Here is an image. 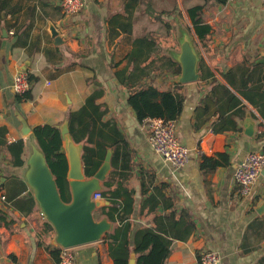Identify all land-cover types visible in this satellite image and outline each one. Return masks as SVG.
<instances>
[{
	"label": "crops",
	"instance_id": "crops-1",
	"mask_svg": "<svg viewBox=\"0 0 264 264\" xmlns=\"http://www.w3.org/2000/svg\"><path fill=\"white\" fill-rule=\"evenodd\" d=\"M195 1L83 0L81 12L68 16L59 0H0V197L5 196L0 264H58L56 232L44 226L47 220L25 178L27 141L37 126L60 128L99 89L104 121L118 125L132 152L130 169L119 170L113 189L123 183L133 195V242L150 228L171 241L167 264H200L205 251L218 252L222 264H264V171L245 198L235 182L238 164L250 152L264 151V0ZM196 5L204 6V20L212 27L205 46L190 29L187 10ZM177 20L203 52L197 82L174 81L180 66L166 50L179 49ZM51 24L60 32V45ZM141 37L150 44L137 57ZM26 66L35 81L30 98L19 100L11 86ZM127 84H152L184 96L175 121L190 150L185 167L173 168L154 151L149 120L138 121ZM21 140L22 166L20 148L13 147ZM221 154L226 156L215 170L201 169L203 157ZM111 206L99 209L96 218L106 217ZM184 219L194 223L189 235ZM115 230L75 247L78 264H115L110 252Z\"/></svg>",
	"mask_w": 264,
	"mask_h": 264
},
{
	"label": "trees",
	"instance_id": "trees-1",
	"mask_svg": "<svg viewBox=\"0 0 264 264\" xmlns=\"http://www.w3.org/2000/svg\"><path fill=\"white\" fill-rule=\"evenodd\" d=\"M208 1V0H206ZM220 4H225L227 0H216ZM203 5H196L187 10L188 17L191 20V30L198 38L200 45L205 46L212 33V27L207 24L203 16ZM167 26H170L167 24ZM154 43V42H153ZM148 37L137 38V57L146 55L149 46ZM157 50L153 51V56ZM149 58V54H147ZM170 65L173 62L170 58L167 59ZM180 72V67L178 68ZM30 81L33 83L35 77L30 75ZM130 90L129 104L137 113V118L140 123H145L150 119H163L165 121L177 120L183 112L185 98L176 91H159L152 84L130 85L127 84ZM28 92L24 96H19V100L30 98ZM104 91L96 90L86 100V103L78 111H72L68 115L70 132L74 141L78 144H84L82 150V159L84 171L87 177H92L102 165L107 151L113 149L112 165L113 171L109 179L105 182L106 190L100 192L101 195L108 199L112 206L110 212L106 214L108 218L119 223L115 232L110 235L112 245L110 252L115 260V264H128L131 254L135 251L137 255V264H167L171 253V241L167 237L156 232L154 229H143L136 236L135 243L132 240V224L131 211L133 203V195L120 183L113 189L115 178L118 176L119 170H129L132 162V152L129 143L123 132L114 122L104 121L106 110L98 103L102 98ZM36 141L44 150L47 161L54 172L57 179L62 197L66 202H69V183L67 179L69 163L65 154L61 153L63 146V138L60 128L51 125H40L33 129ZM14 148H20L18 165H23L21 159L24 141L14 143ZM226 155L221 154L218 159L211 157H203L201 169L204 172H211L220 165V158ZM121 201V203H119ZM117 204H120L118 207ZM187 223L188 235L194 228V223L191 219H184ZM45 227L52 225L45 221ZM55 249L59 250V247ZM61 249V248H60ZM60 251V250H59Z\"/></svg>",
	"mask_w": 264,
	"mask_h": 264
},
{
	"label": "water",
	"instance_id": "water-1",
	"mask_svg": "<svg viewBox=\"0 0 264 264\" xmlns=\"http://www.w3.org/2000/svg\"><path fill=\"white\" fill-rule=\"evenodd\" d=\"M50 32L55 45L62 44L60 32L52 24ZM1 36L3 38L9 36L5 25L1 26ZM177 41L178 50L173 48L166 50L172 60L181 67L174 81L178 84L199 81L203 52L196 42L195 35L180 20H177ZM260 63L264 64V59L260 60ZM24 69L27 70V66ZM60 130L63 138L61 153L67 156L69 163L67 179L71 200L66 202L63 199L54 172L47 161L44 150L36 141L34 133L27 141L29 155L25 178L30 193L34 195L44 217L56 232L54 245L62 248H75L100 241L115 230V223L107 216L102 219L96 218V212L110 205V202L106 198L94 199L93 197L95 193H100L105 189V181L113 170V153L109 149L94 176L87 177L82 159L83 146L74 141L69 121H65ZM128 264H137L135 251L132 252Z\"/></svg>",
	"mask_w": 264,
	"mask_h": 264
},
{
	"label": "built area",
	"instance_id": "built-area-1",
	"mask_svg": "<svg viewBox=\"0 0 264 264\" xmlns=\"http://www.w3.org/2000/svg\"><path fill=\"white\" fill-rule=\"evenodd\" d=\"M63 12L70 16L76 15L84 8L83 0H59ZM32 83L28 70L20 69L12 82V92L17 96H24L31 91ZM176 121H165L163 119H150L149 142L156 153H158L170 166L175 169L185 167L190 162V150L185 146L177 135ZM264 171V151L250 152L237 166L235 171V182L238 194L245 198L249 196L255 183ZM94 199L102 198L101 193H95ZM5 200V196L0 197ZM58 264H78L74 248L60 247ZM200 264H222V257L216 251H205Z\"/></svg>",
	"mask_w": 264,
	"mask_h": 264
},
{
	"label": "rangeland",
	"instance_id": "rangeland-1",
	"mask_svg": "<svg viewBox=\"0 0 264 264\" xmlns=\"http://www.w3.org/2000/svg\"><path fill=\"white\" fill-rule=\"evenodd\" d=\"M199 0H196L195 2H198ZM200 1H204V0H200ZM169 2V1H168ZM169 6H170V2H169ZM187 6V5H186ZM170 73H174V70L173 69H170V71H169ZM97 219H99L98 217H97Z\"/></svg>",
	"mask_w": 264,
	"mask_h": 264
}]
</instances>
